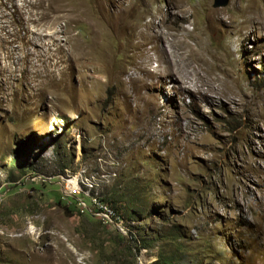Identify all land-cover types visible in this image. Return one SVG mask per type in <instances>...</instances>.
I'll list each match as a JSON object with an SVG mask.
<instances>
[{"label": "rangeland", "instance_id": "374dc122", "mask_svg": "<svg viewBox=\"0 0 264 264\" xmlns=\"http://www.w3.org/2000/svg\"><path fill=\"white\" fill-rule=\"evenodd\" d=\"M214 2L0 0V264H264V0Z\"/></svg>", "mask_w": 264, "mask_h": 264}, {"label": "bare ground", "instance_id": "6f19581e", "mask_svg": "<svg viewBox=\"0 0 264 264\" xmlns=\"http://www.w3.org/2000/svg\"><path fill=\"white\" fill-rule=\"evenodd\" d=\"M150 23H146L147 27L145 28V30L139 29L138 27L135 28L136 29L135 34H136L137 38H140V39L138 41L134 42V45H136V46H141V45L144 46L146 43H150L151 44V46H150L151 50H153L154 52H160L161 47H160L159 44H160V42H162L163 49H165L167 51V53H169V55L173 57V60L171 59V61L174 64H176L175 62L178 60V58L176 59V51H174V46L176 44L181 43V39L179 38V36L177 34H176L177 35L176 36L175 34L172 33L169 36L168 28L166 30H163V29H161V27H158L157 31L154 30V29L153 30H149V28H148L149 25L148 24H150ZM167 47H169L170 50H168ZM146 54H148V53H146ZM157 66H158V64H157ZM72 182L74 183L75 180H73Z\"/></svg>", "mask_w": 264, "mask_h": 264}, {"label": "clouds", "instance_id": "9594fccd", "mask_svg": "<svg viewBox=\"0 0 264 264\" xmlns=\"http://www.w3.org/2000/svg\"><path fill=\"white\" fill-rule=\"evenodd\" d=\"M91 182V180L89 179V178H86V179H81V180H78L77 179V181H76V184L75 185H73V184H71V183H69L70 182V180L68 181V184H67V186H66V189L68 190V194H73L74 196H76V200H77V198L78 197H81L82 195L83 196H85V201H86V203H88V204H91V201H90V196L89 195H86L85 193H84V191H86L88 188H90V195H92V193L93 192H98L97 191V189H96V187L94 186V183L93 182H91L90 184H92V187H89L90 185H85L86 184V182ZM68 185H72V187H75V186H77V188L75 189V190H73V189H71V188H69L68 187ZM78 189H81V191H80V193H77L76 192V190H78ZM98 196H99V198H101L102 200H104V201H106V199H104L103 197H102V195L101 194H99L98 193ZM74 198V197H73ZM106 202H109V201H106ZM77 203H78V200H77ZM77 207H78V209H79V212L80 213H83V212H81L80 211V208H79V206H78V204H77ZM90 213H92V212H86V214H90ZM94 216H96L94 213H92ZM116 214H118V216H119V218H112V224H114V223H116V220L117 221H120V220H122L123 221V218L119 215V213H118V211H117V213ZM98 218V217H97Z\"/></svg>", "mask_w": 264, "mask_h": 264}, {"label": "built area", "instance_id": "2783aa9c", "mask_svg": "<svg viewBox=\"0 0 264 264\" xmlns=\"http://www.w3.org/2000/svg\"><path fill=\"white\" fill-rule=\"evenodd\" d=\"M77 192V191H76ZM78 193V192H77ZM78 206L80 211L83 213L92 212L101 220L112 221V218H117V216L112 212L109 211L106 207H100L99 203L91 202V204L86 203L85 199L82 197H78Z\"/></svg>", "mask_w": 264, "mask_h": 264}, {"label": "trees", "instance_id": "16d2710c", "mask_svg": "<svg viewBox=\"0 0 264 264\" xmlns=\"http://www.w3.org/2000/svg\"><path fill=\"white\" fill-rule=\"evenodd\" d=\"M106 201H108V200H106ZM109 203H110V205L112 206H110L109 205ZM109 203L107 202V204L110 206V208H111V210H112V212H114L115 211V214L117 213V210H116V208H114V206H113V203L111 202V201H109ZM67 209L68 210H71L69 207H67ZM114 209V210H113ZM164 262L163 263H161V264H171V262H172V259H171V257H164Z\"/></svg>", "mask_w": 264, "mask_h": 264}, {"label": "water", "instance_id": "95a60500", "mask_svg": "<svg viewBox=\"0 0 264 264\" xmlns=\"http://www.w3.org/2000/svg\"><path fill=\"white\" fill-rule=\"evenodd\" d=\"M228 1L229 0H215L214 6L218 7V6L226 5Z\"/></svg>", "mask_w": 264, "mask_h": 264}]
</instances>
